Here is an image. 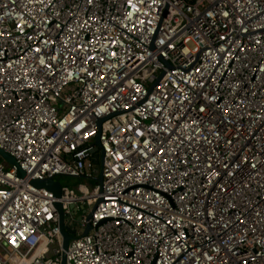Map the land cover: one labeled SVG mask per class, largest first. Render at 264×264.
<instances>
[{
	"label": "built area",
	"instance_id": "obj_1",
	"mask_svg": "<svg viewBox=\"0 0 264 264\" xmlns=\"http://www.w3.org/2000/svg\"><path fill=\"white\" fill-rule=\"evenodd\" d=\"M0 149V264H264V0H0Z\"/></svg>",
	"mask_w": 264,
	"mask_h": 264
},
{
	"label": "water",
	"instance_id": "obj_2",
	"mask_svg": "<svg viewBox=\"0 0 264 264\" xmlns=\"http://www.w3.org/2000/svg\"><path fill=\"white\" fill-rule=\"evenodd\" d=\"M102 121H103V119L99 120V125H101ZM97 144L100 145L98 137H97ZM0 157L4 158V160H6L10 164L17 165L16 160L9 153L5 152L2 149H0ZM97 159L98 158L96 155L94 157V161L97 162ZM18 174L20 176H24L25 172L18 167ZM98 182H99V184H102V175L99 176ZM32 184H34L37 187H44V188L51 190L52 192H54L55 196L58 198L62 195L61 184L56 179H53V178H46L43 180L34 179V180H32ZM56 206H57L59 213H60V226H61V231H62L63 238H64V240H63L64 252L62 255V264H66L65 250L67 249L69 241L73 237V235L71 234V232H69L67 230V228L64 225L65 214H64V211L62 209V205L60 203H57ZM90 228H91V225H88L87 228L84 230L83 235L87 234L88 231L90 230ZM73 232H75V231H72V233Z\"/></svg>",
	"mask_w": 264,
	"mask_h": 264
},
{
	"label": "rangeland",
	"instance_id": "obj_3",
	"mask_svg": "<svg viewBox=\"0 0 264 264\" xmlns=\"http://www.w3.org/2000/svg\"><path fill=\"white\" fill-rule=\"evenodd\" d=\"M0 161H4V158L0 157ZM57 179L62 185L68 186L75 194L83 193L82 190L78 189L79 187L80 189L83 188L87 192H90L92 186L96 184V182H91L83 178L70 177V176H58ZM75 216L78 218L79 213L75 214Z\"/></svg>",
	"mask_w": 264,
	"mask_h": 264
}]
</instances>
